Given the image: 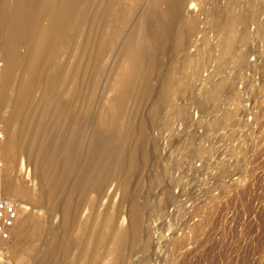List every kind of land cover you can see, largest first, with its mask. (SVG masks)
I'll return each mask as SVG.
<instances>
[{
	"label": "rangeland",
	"instance_id": "obj_1",
	"mask_svg": "<svg viewBox=\"0 0 264 264\" xmlns=\"http://www.w3.org/2000/svg\"><path fill=\"white\" fill-rule=\"evenodd\" d=\"M108 1L89 2L83 13L81 34L69 47V50L77 51L78 54L71 57L61 70L65 85L63 96L79 93L74 107L82 111L86 126L78 141L72 138L64 141L65 151H74L71 159L74 167L57 197H54V190L61 184V180H53L54 168L42 166L29 150L17 149L19 130L25 119L29 130L34 132L40 129V135L33 142L40 149L57 144V134L66 132L64 127L56 125L48 129V122H52L50 120L53 116L46 120L40 117L43 106L49 102V93H54L43 80L51 73L48 70L49 58L45 60V67L38 68L34 74L29 72L26 69L29 41L24 36L21 37L22 45L18 54L11 58L16 66L11 84L18 88L21 101L15 109L12 101L15 97L12 93L15 91L8 98L0 95V126L5 134L4 144L0 145V195L29 205L24 210L20 223L31 216L44 222L43 231L29 238L20 239L14 233L13 264H36L39 257L48 251L52 241L68 233L72 235L71 240L63 239L61 246L63 248L70 244L71 254L64 256L63 250H60L47 258L44 264H84V260L76 256L78 232L87 235L92 242L98 233L104 232L105 219L119 220L123 224L132 221V204L124 199V190L131 195H142L145 188H148V180L142 170L126 177L125 173L130 166L127 164L128 160L122 167L120 165V172L118 169L110 173L97 170L98 173L94 172L93 177H87L91 178L90 181L86 180L91 187L76 199L79 212L72 226L63 225L65 200L85 168L87 147L100 129V118L104 116V121L111 125L117 117L116 113L121 111L118 121L127 126L129 133L125 146L130 150L136 152V147L146 140L148 125L143 119L144 112L160 81L162 69L170 63H174V68L176 67L174 84L178 85L173 93L177 100L170 110L174 135L167 143L169 148L174 147L178 138L191 143L185 151L173 149L168 153L171 175L165 177L155 188L161 198L166 199L167 209L164 213L159 212V199L149 201L147 215L140 223L141 235L147 239L148 244L139 250L137 257L131 256L129 249L125 250L122 263L142 264L148 260L149 264H264V32L259 41L255 40L252 33H245L246 25L258 13H264V0H259L260 4L258 0H198L186 8L184 14L189 29L183 38V50L197 30L208 29L209 35H215L216 27L204 18L205 7L209 6L207 3H219L221 8L231 4L236 12V19L224 38L244 35L240 44L241 52H237L220 68L215 65V71H219L217 76L205 71L201 76L192 75L180 83L179 46L174 41L173 32L162 26L148 29L145 35L147 41L166 39L165 44L159 46L161 50L157 47L144 58L142 64L145 76L132 87L126 100H123L122 91L125 75L119 69L126 38L136 33L143 24L141 22H145L148 12L159 8L162 14L168 4L163 0H142L139 5H128L132 17L127 26L123 27L124 30H120L118 41L111 47L108 60L98 68L90 60V54L100 41L102 32L110 28L109 21L102 18V9ZM4 3L5 0H0L1 21ZM160 16L154 15V22L159 23ZM167 18V22L175 21L172 15ZM73 21L66 24V32L73 27ZM9 30L18 32V24L11 23ZM196 48H205L214 58L222 53V43L219 42L208 45L198 42ZM190 50L188 47V52ZM45 52L46 49H42L40 53ZM2 66L3 60L0 57V69ZM189 70L190 67L188 72ZM94 74H98L97 80L92 79ZM133 75L134 73L131 74ZM33 76L39 82L25 86L24 82H29ZM55 85L57 86V82ZM5 90L9 91V87ZM181 105L187 108L189 123L183 135L178 137L175 130L182 122L177 114ZM120 106L122 110H118ZM151 133L158 135V128L152 129ZM106 166L105 169H108L110 165ZM6 171L9 178L5 175ZM162 171L163 167L159 169V173ZM27 187L35 194L37 192L36 201L27 194H20ZM99 189L101 192L96 194ZM120 207L122 211L119 210ZM198 222L203 224L195 236L193 227ZM116 228L119 231L120 225ZM182 229L185 230L184 234L191 237L194 235L195 239L176 247L174 244L181 239ZM104 236L107 237L106 233L102 235ZM24 243L26 245L23 247ZM19 252L25 257L18 259ZM115 258L116 254L103 253L98 254L94 261L114 264Z\"/></svg>",
	"mask_w": 264,
	"mask_h": 264
},
{
	"label": "bare ground",
	"instance_id": "obj_2",
	"mask_svg": "<svg viewBox=\"0 0 264 264\" xmlns=\"http://www.w3.org/2000/svg\"><path fill=\"white\" fill-rule=\"evenodd\" d=\"M141 1L142 0H109L104 6L102 9V18L109 21L110 28L107 29L106 32H102L100 41L96 44L95 49L93 48V50H91L90 60L96 67L100 68L102 63H106V60H108L111 54V47L118 41L120 30L123 27L125 28L130 21L132 13L130 12V7L128 8L127 6L131 5L133 7L139 5ZM163 1H166L168 4V7L164 9V12L161 14L159 8L155 9L156 11L149 10L150 12H148L145 22H141L143 23L141 27L136 30V33L128 36L123 45V61L119 65V69L125 75V84L122 89L124 94L123 100L128 98V93L131 91L132 87L145 76V68L142 64L144 58L150 52L152 53L155 48L159 46L162 47L165 44L166 39L155 38L156 40L154 41H147L145 39V35L150 28L154 29L158 26H162L173 32L174 41L179 46L178 57L181 66L180 71L178 72L181 74V78H179L180 83L192 75L201 76L205 71L211 72L212 76H217L219 71H215L214 66L217 65L220 68L227 60H230L236 54L241 52L240 44L244 40V35H231L224 38V35L227 30L230 29L231 24H233L237 16L231 4L222 6L221 8V4L219 3H207L209 6H207V8L205 7L204 18H206L207 21L212 22L214 27H216L217 30L215 35H209L208 29L197 30L190 41L187 42L186 47L183 50L181 48L183 45V38L189 29L184 12L190 3L198 0ZM89 2H91V0H5L3 5L4 11L2 12L3 20H0V57L3 60V66L0 69V95L4 98H8L11 92L15 91V93H12V95L15 96L14 100H12L15 109L19 106L21 97H18L20 94L17 93L18 88H14V85L11 84L14 71L16 70V66L11 61V58L14 54H18L19 52V48L22 45L21 37L24 36L29 41L26 60V69L29 72L34 74L38 68L45 67V60L47 61L49 58L48 70H50L51 73L43 80L47 87L54 91V93H49V102L43 106L41 112L39 110L40 117H43L46 120L53 116L52 120H50L52 122H48V129L53 125H56L64 127L66 132L57 134L59 136L57 144L47 149H40L37 147V144L34 145L33 142L34 138L40 135L41 131L40 129H36L34 132L29 130L25 123L27 119H25L24 124L19 130V146L17 149L22 151L24 149L29 150L32 157L34 159H39L42 166L54 168L53 180H61V184L54 190V197H57V195L60 194L63 183L66 181L74 167V163L71 160L74 151L73 153L66 152L63 145L64 141L67 138H72L73 140L78 141L86 126L85 117L84 115L82 116V111L77 110L74 107V102L78 98L79 93H74L69 97L63 96L64 93L62 92L65 90V85L62 78L64 76L62 75L61 70L68 64L71 57H76L78 54L77 51L72 52L69 50V47L78 40V37L81 34V25L84 20L83 13H85L84 11ZM154 15L162 16H160L159 23H157V21L154 22ZM168 15L174 16L175 21L167 22ZM70 20H74V25L69 32H66L65 26ZM13 22L18 24V32H12L9 30V25ZM60 29L61 32L59 33ZM263 32L264 13L260 12L246 25L245 33H252L255 40L259 41L263 36ZM198 42H203L205 45H208L209 43H222L221 55L217 58L211 57L206 52L205 48H196ZM178 46L176 47L177 50ZM188 47L191 49L190 52H188ZM42 49H46V52L40 53ZM173 64L174 63L168 64L161 71L160 81L157 83L155 92L151 95L150 104L144 112L143 119L148 125L146 126V132L148 131L146 133L148 135H146L147 141H142L140 146L136 147V152L125 146L129 132L127 126L120 124L118 121L121 111L116 113L117 117L113 119L111 125H109L108 121H104V116L100 118V121L98 122L101 130L99 129L98 133L91 138L89 147H87L88 152L86 153L87 155L85 158V168L82 172L80 171L81 173L76 179L68 198L65 200L63 225L72 226L75 224L77 213L79 212L76 199L80 193L84 194L90 189V182L87 183L88 181L86 182V180L88 179L87 177L91 176L94 172L96 174L99 170H102L105 173H110L111 171L114 172L118 168H121L123 163H126L125 161L128 160L129 163L127 164L130 166L129 170H127L128 172L126 171L125 173L126 177L133 175L135 171L142 170L146 173L148 188L144 187L145 191L142 195H139L138 193L136 195H131L124 190V199L129 200V203L132 204L133 219L131 218V222H124L123 224V222H119V220L113 221V219H105L103 224L105 227L104 232L107 237H102V235H105L104 232L100 234L98 233L97 236L93 238L92 242L87 238V235L82 232L77 233L76 240L77 243H79L78 247H76V256L78 259L80 258L84 260V264H101L102 259L100 260L101 262H96L94 259L98 254L103 253L116 254L114 264H121L123 252L127 249L130 250L131 256L137 257L139 255V250L148 244L147 239L141 235L140 223L147 215L149 201L159 199V204L157 206L159 212L164 213L167 209L168 205L165 201L166 199L164 200L161 198L155 188L165 177L171 175L168 153L173 149L185 151L191 143L189 140H183L180 138H178L179 141H177L172 148H169L170 146L167 143L171 136L174 135L173 118L170 115V110L175 106L177 100L173 97L176 85H178L174 84V76L177 72L176 67L174 68ZM188 67H190L189 72ZM52 73H54L53 75L55 76L51 75ZM132 73H134L133 76H131ZM97 75H92V79L95 80ZM66 78L67 77H65V79ZM37 82H39V79L33 76L29 82H24V85L29 87V84H35ZM56 82L57 86H54ZM6 87H9V91H4ZM118 110H122V107H118ZM177 114L181 117L182 122L177 126L175 134L180 137L185 132L189 123L187 108L183 105L179 106ZM154 128H158V135H151V131ZM22 151L20 152L21 154H23ZM62 158H64L62 160L63 163H61ZM108 164L111 166H109L110 169H105ZM161 167H163V171L159 173ZM5 175L9 178L7 171ZM91 177H93V175ZM90 179L91 178L89 177L88 180L90 181ZM101 190L99 189V191H96V194L101 192ZM20 194H27L32 200H37V192L35 194L29 187L24 189ZM119 210L122 211L121 207ZM20 221L21 220H18L14 229L15 236L17 235L20 239L23 237L29 238L30 236L37 235L43 231L44 222L38 217L31 216L24 221L22 220L21 223ZM202 224L203 223L200 222L195 223V227H193L194 231H196L195 236L200 232ZM118 225H120L119 231L116 230ZM182 232L183 233L180 234L181 239L174 244L176 247L184 245L190 239H195L194 235L191 237L188 236L189 234H184V229H182ZM71 237V233H68L63 235L62 238H55L57 240L51 242L48 251H45L39 257L36 264H44L47 258L60 250H63L62 253L64 256L71 254L72 251L70 244H66L63 248L61 246V241H63V239L71 240ZM175 239L177 240V237ZM88 241L90 242L88 243ZM25 245L26 243L22 244L23 247ZM17 255L18 259L25 257L21 252L17 253ZM142 264H149V262L146 260V262Z\"/></svg>",
	"mask_w": 264,
	"mask_h": 264
},
{
	"label": "built area",
	"instance_id": "obj_3",
	"mask_svg": "<svg viewBox=\"0 0 264 264\" xmlns=\"http://www.w3.org/2000/svg\"><path fill=\"white\" fill-rule=\"evenodd\" d=\"M4 141L5 134L0 126V145ZM28 206L25 202L0 195V264H13L14 229Z\"/></svg>",
	"mask_w": 264,
	"mask_h": 264
}]
</instances>
